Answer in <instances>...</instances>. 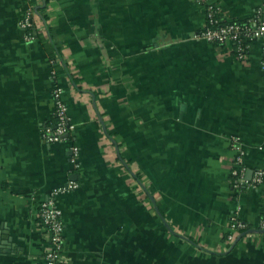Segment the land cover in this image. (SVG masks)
Segmentation results:
<instances>
[{
    "label": "crops",
    "instance_id": "crops-1",
    "mask_svg": "<svg viewBox=\"0 0 264 264\" xmlns=\"http://www.w3.org/2000/svg\"><path fill=\"white\" fill-rule=\"evenodd\" d=\"M253 18L263 0H0V264H47L39 204L54 189L65 264H264V39L246 59L198 32L207 3ZM33 10V32L22 26ZM76 130L56 124L53 91ZM80 147L78 166L70 145ZM237 213L248 227L229 240Z\"/></svg>",
    "mask_w": 264,
    "mask_h": 264
},
{
    "label": "built area",
    "instance_id": "built-area-1",
    "mask_svg": "<svg viewBox=\"0 0 264 264\" xmlns=\"http://www.w3.org/2000/svg\"><path fill=\"white\" fill-rule=\"evenodd\" d=\"M264 2V0H263ZM35 13L30 10L22 21L25 28L32 27L31 20ZM208 42L230 45L233 47L237 57L244 60L247 58L251 43L258 38L264 39V7L260 8L258 13L251 19L245 21H236L226 19L222 14L221 7L216 3H207L206 6V23L197 35ZM264 70V56L261 62ZM54 99L56 102V124L53 128H47L44 136L50 142H60L71 138L76 130V125L70 120L68 108L63 98V89L56 86L54 91ZM235 144L238 149L235 166L232 169L234 176V185L241 187L244 184H250L254 187L260 185L264 179V170L257 169L251 182L245 179V167L243 164L242 148L239 138H235ZM72 153L71 161L78 166V157L80 147L76 142L70 145ZM77 187L76 182H70L67 186H61L53 190L47 199L39 204V226L44 229L45 236L49 241V247L45 252L47 264H65L66 258L63 254L64 248V225L61 218V211L57 205V196L66 190ZM231 234L229 240L233 241L245 230L248 225L240 220L237 213L231 218ZM260 228L264 230V218L260 222Z\"/></svg>",
    "mask_w": 264,
    "mask_h": 264
},
{
    "label": "trees",
    "instance_id": "trees-1",
    "mask_svg": "<svg viewBox=\"0 0 264 264\" xmlns=\"http://www.w3.org/2000/svg\"><path fill=\"white\" fill-rule=\"evenodd\" d=\"M35 15H39V16H41V18L44 19V20L47 18L46 15H45L43 12L39 11V10L35 13ZM33 18H34V17L31 18L32 22H34V19H33ZM236 21H237V20H236ZM34 30H35V25L32 26V27H28V28H27V32H30V31H31V32L34 33Z\"/></svg>",
    "mask_w": 264,
    "mask_h": 264
}]
</instances>
